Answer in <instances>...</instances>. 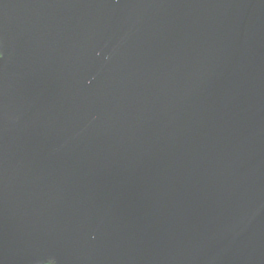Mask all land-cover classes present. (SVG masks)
Returning <instances> with one entry per match:
<instances>
[{
    "label": "water",
    "instance_id": "95a60500",
    "mask_svg": "<svg viewBox=\"0 0 264 264\" xmlns=\"http://www.w3.org/2000/svg\"><path fill=\"white\" fill-rule=\"evenodd\" d=\"M264 264V0H0V264Z\"/></svg>",
    "mask_w": 264,
    "mask_h": 264
},
{
    "label": "trees",
    "instance_id": "16d2710c",
    "mask_svg": "<svg viewBox=\"0 0 264 264\" xmlns=\"http://www.w3.org/2000/svg\"><path fill=\"white\" fill-rule=\"evenodd\" d=\"M47 264V263H46Z\"/></svg>",
    "mask_w": 264,
    "mask_h": 264
}]
</instances>
